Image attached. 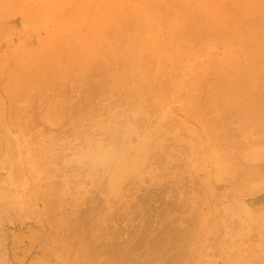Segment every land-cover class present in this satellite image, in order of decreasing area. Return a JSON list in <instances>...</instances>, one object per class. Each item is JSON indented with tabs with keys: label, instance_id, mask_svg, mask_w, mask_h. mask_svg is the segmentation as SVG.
<instances>
[{
	"label": "rangeland",
	"instance_id": "obj_1",
	"mask_svg": "<svg viewBox=\"0 0 264 264\" xmlns=\"http://www.w3.org/2000/svg\"><path fill=\"white\" fill-rule=\"evenodd\" d=\"M58 1H65L64 9L53 0L10 3L0 17V53L13 56L20 41L33 46L52 30L53 16L62 18L67 5L82 1L87 14L83 30L94 32L96 16L103 15L108 24L115 21L118 35L133 37L137 62L134 68L125 64L124 38L112 51L106 41H84L64 50L76 56L73 74L51 84L60 90L55 98L72 104L83 96L77 76L95 61L90 56L79 63L81 48L90 47L88 53L95 56L104 53L105 59L112 53L117 57L108 68L118 77L117 91L104 97L87 94L97 107L118 99L111 110H101L94 129L86 127L98 129L93 134L98 133L101 144L85 142L82 128L89 118L77 106L55 116L31 113L28 132L3 119L0 264H77L79 255L67 254L71 239L83 235L92 248L100 239L107 241L110 231L118 232L119 243L133 234L137 246L126 264H264V43L245 46L237 37L264 38V0ZM101 1L107 8L112 5L105 14ZM42 5L46 17H32L35 7L44 12ZM126 9L134 16L130 24L115 18L120 11L128 14ZM145 12L146 19L140 18ZM69 18L77 24L78 11ZM127 69L128 93H141L137 96L151 104L134 94L125 100L126 84L120 79ZM154 77L166 82L149 92ZM92 78L100 79L99 73ZM90 85L85 79L84 89ZM201 97L209 101L202 110L196 106ZM44 132L55 135L46 138ZM110 137L113 151L126 162L115 188L96 160ZM159 231L164 234L157 239ZM43 252L50 260L41 258ZM102 255L87 264L102 263Z\"/></svg>",
	"mask_w": 264,
	"mask_h": 264
},
{
	"label": "bare ground",
	"instance_id": "obj_2",
	"mask_svg": "<svg viewBox=\"0 0 264 264\" xmlns=\"http://www.w3.org/2000/svg\"><path fill=\"white\" fill-rule=\"evenodd\" d=\"M16 1L17 0H0V17L3 12L7 13V11L10 10L9 4L15 3ZM104 1H101V4L102 2L104 3V5L102 4L104 6V9H103V6L101 5L102 6L101 12L103 14H105L107 12V9H109L112 6L111 5L107 8V6L105 5L106 4L105 2L109 0L105 2ZM63 2L65 1H62L60 5L58 0H53V3H56V4L59 3L58 5L62 6V8L64 9L65 5L63 6ZM4 3H7V5L1 6ZM71 3L66 6L68 10L67 14L62 15V18H60L61 16L59 15L58 16L55 15L52 17L51 19L52 30H46L43 33V35L39 34L40 36H38V41L36 42V44L30 43V45H33V46L25 47L23 46V43L20 41L18 43V46L14 47V49H16L17 47H19V49L14 53L13 56H10L11 55L10 53H5V52L0 53V111H1L0 113V149L4 148L3 139H4L5 125L2 124L4 122L3 119H5L8 122L12 121L14 126H18L19 128H21L23 132H28V130L30 129L28 128V125L29 124L31 125L30 123L31 113H35L36 111H38L40 112L41 115L55 116L57 115L58 112L64 113V111H69L71 109H74V111H76L77 109L74 108L75 106H77L79 112L83 111L85 113L87 111L85 115H87L89 118V124L88 125L85 124L82 128L83 137L86 139L85 142L86 143L94 142L97 144L102 143L100 139L97 137L98 133L96 132L93 134V132L98 129L86 131L88 129L86 127L89 126V128L94 129L93 127L97 126L98 123L101 122L100 119L98 118L99 114L104 111V108H106L105 109L106 111L108 109L107 107H109V110L114 108L117 105L115 103L118 102V99L116 98L117 99L116 101L113 100V101H109V103L107 102L105 106L101 104V106L97 107L96 104L94 103L93 98L87 97V94L89 92H93V93H97L100 97V96L106 95L107 91L110 92L109 94H111L113 90L117 91L115 89H116V86L118 85L115 83V80H117L118 77L114 74V72H112V70L108 69L112 62H116L117 57L115 53H112L109 59H105L104 53L100 55L98 54L95 56V54L93 55L92 53H88L90 51V47L81 48V52H83L84 54L82 57H80L81 59H83V61H80L79 63L85 62V60L89 61L90 56L95 58L94 59L95 61L94 62L92 61L90 66H89V63H87L88 66L86 70L81 71V74L79 75V77L77 76L76 78L78 79V87H82V91H83L82 92L83 96L80 97V100L76 104H72L71 100L69 102H64V101L61 102L59 101V99L55 98L57 92L60 90L56 85H53L51 83L53 80H55V78L57 81L58 79H60V77L61 79L65 78V75L66 77L72 76L73 73L70 72V70H73L72 66L74 65L76 61V56L68 55V53L67 54L64 53V50L67 46L77 47L79 46L81 42H84V41H86L88 45L91 42H95L96 44V43H100L101 41L102 42L106 41L110 43L108 45V48L110 49V51H112L114 46H117V47L120 46V44L118 43H120L119 42L120 40L123 41L122 38H124L125 46L121 45L120 47H122L121 50L124 49L123 50L124 56L126 57L125 64L127 65V67L131 66L132 68H134L136 66L137 60L133 56V47L131 45L133 37L129 36V33H128V36L127 35L120 36L118 35V32H121V31L116 32L117 30L116 31L113 30L114 28L112 24H114L115 22L112 19L114 17L113 15L115 12L113 11L110 13L112 14L110 16L111 18L109 17L110 19L114 21L112 24L111 23L108 24V22L110 21V20L108 21V19H107L108 22L107 21L105 22L106 18L102 17L103 15L101 17L96 16L94 18V24H93L94 32L96 34L98 33L99 37L92 38V33H94L93 31L83 30V26H84L83 24L87 17V14H85L86 16L83 15L86 11L84 10L85 5L82 4V1L78 2L77 4H71ZM110 4L111 2L109 3V5ZM42 8L44 10L43 13L39 12L40 11L39 7H35L36 11L32 14V17H34L35 15L36 17L38 16L39 18L40 14H44L43 16L46 17L47 15V12L45 10L46 6L42 5ZM215 8L220 9L221 4L217 2L215 4ZM76 10L78 11V17L80 19L77 24L75 21L69 18V13H73V11H76ZM143 11L145 10H142L141 12L142 14L144 13ZM213 11L214 13H217L215 10ZM120 12H121V14L119 13L120 15H118V13H115L117 14L115 15V18L118 17L117 19H119L120 17L122 18L121 20H124L125 18L124 23L130 24V21H131L130 17L132 19V15L129 14L130 9H129V12L127 10L128 14L123 13V11H120ZM122 13L126 14L127 16L123 15L122 17L121 16ZM145 13L146 14H144L143 16H141L142 14L140 15L139 13L140 18L148 15L147 12ZM144 18L146 19V17ZM148 18L149 16H147V19ZM133 19H134V16H133ZM121 20L119 22H121ZM127 20H130V21H127ZM251 24H256V22H253ZM1 28H2V25L0 24V30ZM259 28H262V24L259 25ZM138 30L135 32L139 33ZM210 30L211 32H214L215 30H217V26L215 25V27L210 28ZM262 30L263 29L260 30V33ZM142 31L144 32L145 28ZM106 35L110 37L109 40H107V38H103ZM243 36L244 35H239L237 37L240 39V43L245 46L250 45L253 42L257 43V45L264 43V38L261 36H257L254 39L250 38L248 40H245ZM39 40H43V41L40 42ZM226 41L227 43H230L229 41L231 40L230 38H226ZM106 42L103 43L104 50H106L107 48ZM93 51H95V48L91 47V52ZM87 70H90V71L87 72ZM94 72L99 73L100 79L94 80L92 78ZM248 73H247L248 74L247 76L251 77V72H248ZM129 74H130V69H127L125 72H123V76L121 77L120 82L124 81L125 79L131 80V77H129ZM171 78L174 79L173 77ZM85 79L91 80V85L87 87L88 90L84 89L86 88L84 86ZM108 81H109V84H108ZM165 82L166 80L160 77L152 78L149 92H153L154 90H156L158 85L162 86L165 84ZM125 84H126L125 86V90H126L125 98L126 99L124 97L122 98L128 101L129 97L127 99V94L129 96V95H133L134 93L132 92H131L132 94L128 93L129 88H130V91H132L131 86L129 85L130 83L126 80H125ZM137 95L134 94V96L137 98L139 95H141V93L138 96ZM137 99L141 100L140 97H138ZM141 101L145 102L148 105L150 103L145 100H141ZM43 102H46V103L39 105L40 103H43ZM65 103H68V104L65 105ZM207 103H209V101H205L204 98L201 97L200 99H198L196 106L198 109L200 107V109L202 110L204 108L203 106H205V104ZM32 104H33V108H31ZM81 106L82 108L79 109ZM39 107H41V111ZM65 108H68V110H65ZM205 110H206V107H205ZM73 123L75 124V121H73ZM78 125H80V128H81V122H77L76 126L75 125L74 126L78 127ZM131 125H133V128L134 127L137 128L136 124H135L136 126H134V121H133V124ZM80 128L78 132L80 131ZM38 130L39 132H43L42 127H39ZM129 130L131 129L129 128ZM44 135H46V138H53L55 134L45 133ZM41 136L42 138L45 137L43 136L42 133H41ZM117 139L120 140L119 138ZM113 141H114L113 137H110V139L107 141V143L109 144L108 146L109 148L106 147L105 151H101L97 153L96 160L103 167L106 168L110 176L109 184L111 185V187L115 188L118 184L117 177L120 176L119 172L126 165V162H124L123 156L122 157L117 156V154L113 151V145H114ZM136 151L134 153H136ZM126 218L128 219V217ZM78 229H81V228H78ZM87 229H88V226H87ZM163 234H164L163 232L159 231L156 234H154V237L159 239L163 236ZM118 235L119 234L117 231H115V233L114 231H110L109 236L107 237V241L102 242L100 239L99 244H96L91 248L89 247V240L86 238L83 239V235L77 234V237H73L71 239V241L73 242L70 243V248L67 254H69L72 250L74 252V256L78 254L79 257L77 258V262H78L77 264H81V263L87 264L88 262L91 261L93 257H95L96 254L104 255V256L102 255L104 257L103 262L102 263L98 262L97 264H126V263H129L131 255L133 253V249L135 250L137 246L132 239L133 234L129 235L128 233V235L126 236V240H123L122 243H119L118 241L119 239L116 240L118 238ZM141 236L143 237L144 243H148L147 240L144 238V236L143 235ZM129 239H130V244H131L130 246L128 245ZM108 240H112L111 241L112 243L109 244ZM77 243H80L81 246ZM41 258L44 261L50 260V257L46 252L45 253L43 252V255L41 256ZM141 264H148V263H141Z\"/></svg>",
	"mask_w": 264,
	"mask_h": 264
}]
</instances>
